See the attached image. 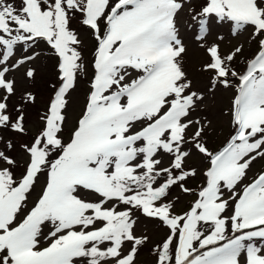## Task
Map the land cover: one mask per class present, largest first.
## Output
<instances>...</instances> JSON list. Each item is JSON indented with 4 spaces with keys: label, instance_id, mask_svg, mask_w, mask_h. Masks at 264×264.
<instances>
[{
    "label": "snow or ice",
    "instance_id": "6c2138e0",
    "mask_svg": "<svg viewBox=\"0 0 264 264\" xmlns=\"http://www.w3.org/2000/svg\"><path fill=\"white\" fill-rule=\"evenodd\" d=\"M19 5L0 0V264H136L149 241L136 233L141 220L166 230L154 264H264V247L253 243L264 241V171L244 183L264 160V0H205L193 16L198 32L183 34L184 0ZM73 22L96 42L90 78ZM214 25H227L233 37L250 34L256 51L243 72L234 66L243 44L226 56L219 43L205 45ZM193 42L207 55L200 68L207 95L235 91L227 113L233 134L216 152L205 139L211 121L193 115L206 94L182 67ZM45 55L56 60L53 96L42 127L21 143L36 97L23 92L15 118L9 101L19 83L35 79ZM81 76L88 92L76 118L69 105ZM191 158L206 165L204 179L177 214L169 196L173 188L193 194L186 182L200 170L185 167Z\"/></svg>",
    "mask_w": 264,
    "mask_h": 264
},
{
    "label": "rangeland",
    "instance_id": "374dc122",
    "mask_svg": "<svg viewBox=\"0 0 264 264\" xmlns=\"http://www.w3.org/2000/svg\"><path fill=\"white\" fill-rule=\"evenodd\" d=\"M17 7H19V0H13ZM185 7L181 14V20L183 22L182 34L184 32L192 33L198 32V26L193 21V16L200 12L201 8L205 4V0H184ZM72 28L76 29L78 32V38L82 41V46L80 51L84 61L88 65V77L92 75V62L94 60V49L96 47V42L93 39L91 33L86 28H80L75 22L71 25ZM218 35H223L224 39L218 40ZM249 33L245 32L236 37L231 36L230 29L227 25H214L211 29V35L204 42L205 45H211L212 43H219L221 54L227 55L232 52L236 47L241 44L244 45L243 55L237 56V62L235 63V68L238 72H243L245 67V62L248 58L252 57L256 51V46L254 43L249 44ZM199 42L186 43V51L182 54V67L186 72L188 78L193 81L194 89L206 94V100L203 105L193 114L197 118L207 117L211 121L210 126L207 128V135L205 137L207 147L210 151L216 152L220 150L233 134V129L229 123V117L227 115L229 109L232 105V99L235 95L234 89L229 90H217L212 95H207V87L209 82V76L206 73L200 71L203 63L207 61V55L205 48L199 47ZM43 47V45H42ZM36 76L35 79L27 83H19L17 85V93L9 101V111L15 118L16 113L12 111V106H16L20 102V96L23 92H32L36 99L35 103L28 105L25 109V126L29 130V134L26 137L20 138L21 143H28L33 138V134L38 132L42 127V122L40 117L47 111L50 99L53 96L54 89L51 87L52 83L57 81V70H56V60L55 58H50L45 55V58L40 60L36 64ZM51 91H50V89ZM50 92V93H48ZM88 92L87 79L81 76L79 81V86L73 93V99L69 105V110L73 113V116L78 118L81 114L83 106L86 101V95ZM14 110V109H13ZM76 126V120L72 121L71 126L67 124L64 127L63 136L67 141L71 136L73 128ZM4 135L7 137L10 133L5 132ZM18 164L22 162L21 157L17 156ZM162 166H167V161L164 160ZM186 168H197L200 170L197 176L189 178L186 182V187L193 189V194L188 195L180 192L178 188H173L171 195L169 196V201L174 204V212L181 214L188 210L190 205L196 199L195 191L199 190V186L203 182L202 172L206 165L201 162L198 158H191L187 160L185 165ZM21 169L17 168V173ZM260 171H264V160H257L252 165V171L249 172V179L244 181V183L251 182L254 174H258ZM177 197H179L177 199ZM37 199V194L34 192L30 196L29 206L35 202ZM231 213V209H228V213ZM206 234L210 230V225H205L202 229ZM47 233L48 228L44 229ZM165 229H162L159 225L146 222L141 220L136 228L137 235L146 234L149 237L148 243L140 249L138 259L136 264H154L155 256L152 254V249L154 245H157L165 238ZM49 241H41V247L47 246ZM257 246L264 247V241H253ZM243 264V261H242Z\"/></svg>",
    "mask_w": 264,
    "mask_h": 264
},
{
    "label": "trees",
    "instance_id": "16d2710c",
    "mask_svg": "<svg viewBox=\"0 0 264 264\" xmlns=\"http://www.w3.org/2000/svg\"><path fill=\"white\" fill-rule=\"evenodd\" d=\"M49 89H50V88H49ZM50 91H51V89H50ZM48 93H50V92H48ZM14 108H15V106L13 105V106H12V108H11V109H12V111H14V110H13Z\"/></svg>",
    "mask_w": 264,
    "mask_h": 264
}]
</instances>
